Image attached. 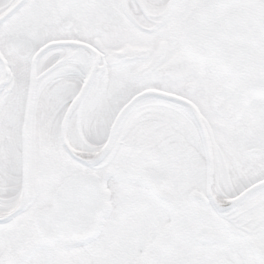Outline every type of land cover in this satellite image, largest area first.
<instances>
[{
  "label": "snow or ice",
  "instance_id": "1",
  "mask_svg": "<svg viewBox=\"0 0 264 264\" xmlns=\"http://www.w3.org/2000/svg\"><path fill=\"white\" fill-rule=\"evenodd\" d=\"M0 264H264V0H0Z\"/></svg>",
  "mask_w": 264,
  "mask_h": 264
}]
</instances>
